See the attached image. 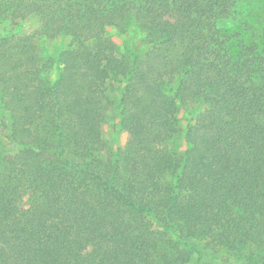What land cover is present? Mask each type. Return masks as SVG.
I'll return each mask as SVG.
<instances>
[{"label":"trees","instance_id":"obj_1","mask_svg":"<svg viewBox=\"0 0 264 264\" xmlns=\"http://www.w3.org/2000/svg\"><path fill=\"white\" fill-rule=\"evenodd\" d=\"M238 6L0 0V264H264V19Z\"/></svg>","mask_w":264,"mask_h":264},{"label":"rangeland","instance_id":"obj_2","mask_svg":"<svg viewBox=\"0 0 264 264\" xmlns=\"http://www.w3.org/2000/svg\"><path fill=\"white\" fill-rule=\"evenodd\" d=\"M239 1V17L240 20L248 22L250 26H258L259 21L261 22L264 19V0H238ZM34 21L28 22L27 26L24 28L26 33H31L35 28ZM10 28L15 29L6 22L0 26V33L3 30H8ZM109 34L112 37V41L118 47L120 53H124L126 49L133 50L134 52H141L146 48V42L144 40L143 34L138 30V28L132 24L128 23L124 30L121 31L116 29H110ZM65 44L68 43V40H65ZM187 120L186 115L181 117V127L184 131V126ZM119 119L117 113L111 112L108 115V118L105 124L102 126V139L104 142V152L101 154L103 159H106L108 156H114L116 150L120 144L124 141L123 134L120 133L118 127ZM175 145L172 146V150L182 151L185 146L183 143L182 134L175 139ZM2 143H6V139H3V136L0 134V146Z\"/></svg>","mask_w":264,"mask_h":264}]
</instances>
